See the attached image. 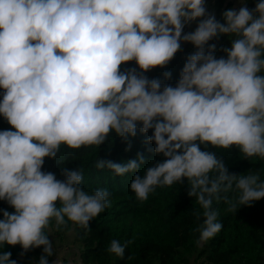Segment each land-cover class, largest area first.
<instances>
[{
  "label": "clouds",
  "instance_id": "clouds-1",
  "mask_svg": "<svg viewBox=\"0 0 264 264\" xmlns=\"http://www.w3.org/2000/svg\"><path fill=\"white\" fill-rule=\"evenodd\" d=\"M238 2L217 20L207 0H0V117L11 126L0 130V201L14 209H0V249L19 245L22 258L42 248L31 264H49V229L91 230L113 194L85 190L84 167L64 164L113 135L130 149V138L151 130L145 143L163 159L143 174L139 152L124 163L98 158L95 168L132 173L129 188L140 202L186 180L202 209L192 211L198 247L223 228L214 202L236 212L264 198L261 170L230 173L209 150L235 148L264 161V0L253 8ZM222 36L230 46L210 43ZM185 43L195 51L174 84L171 71L163 80L147 75L166 68ZM46 159L62 179L43 170ZM132 243L112 239L104 251L124 259ZM11 256L0 250V264H18Z\"/></svg>",
  "mask_w": 264,
  "mask_h": 264
},
{
  "label": "trees",
  "instance_id": "trees-1",
  "mask_svg": "<svg viewBox=\"0 0 264 264\" xmlns=\"http://www.w3.org/2000/svg\"><path fill=\"white\" fill-rule=\"evenodd\" d=\"M247 6L253 8L254 0H248ZM233 0H213V13L217 20H221V14L228 8H233ZM222 22V21H221ZM194 22L189 31L194 30ZM186 32V27H185ZM216 43L217 47L230 46L226 36L220 37ZM182 51L178 52L175 58L164 68H156L147 75L158 77L163 80L162 73L171 71L172 78L169 83H175L187 54L195 51L191 44H187ZM219 57L223 53L217 51ZM2 91V90H0ZM2 98V97H0ZM11 126L0 117V130L10 129ZM151 135L137 132L136 137L130 138L131 148L121 141L119 137H113L100 148H81L68 156L64 166L73 169L83 166L85 169L83 187L87 191L97 188H108L113 194L112 207L99 214L90 221V231L85 235L84 230L72 226L75 233L74 240L79 261L83 264H188V254L199 248L195 244L198 233L192 231L196 226L195 217L192 215L194 209H200L195 198L187 195L188 185L185 180L182 184H175L171 188H157L155 193L149 195L147 201L136 200L135 194L130 191L129 185L133 174L116 176L107 169L98 170L95 168V161L99 159L112 160L116 163H124L134 159L136 154L142 153L145 157V166L140 169L143 174L144 167L150 162L162 160L150 149L154 144L145 143L146 137ZM203 149V146H201ZM128 149V150H126ZM217 151L221 156L230 173L243 174L250 169L261 170L264 179V161L254 159L252 161L240 157L239 151L235 148L225 150L209 149ZM67 153V149L62 148ZM52 171L60 176V166L46 159L44 169ZM213 208L219 210V221L223 228L214 238L201 247L198 264H264V198L254 201L251 206L241 205L236 212H228L227 205L223 202L213 203ZM0 209L13 212L6 202L0 201ZM0 213V219H2ZM65 232L54 234L63 239ZM112 239L123 243L132 239L134 243L125 250V258L109 256L104 249ZM2 251H10L11 258L17 260L18 264H31L33 260L38 261L42 248H36L27 252L24 257L19 253L22 248L19 245H5ZM131 260H127L128 256ZM51 257H49V260Z\"/></svg>",
  "mask_w": 264,
  "mask_h": 264
},
{
  "label": "rangeland",
  "instance_id": "rangeland-1",
  "mask_svg": "<svg viewBox=\"0 0 264 264\" xmlns=\"http://www.w3.org/2000/svg\"><path fill=\"white\" fill-rule=\"evenodd\" d=\"M233 2L234 7L238 9L240 7L238 0H233ZM212 3L213 0H207V9L209 12H213ZM191 26H186V32L190 30ZM182 45L184 49L187 47L186 43ZM49 232L53 240V246L55 249V255L51 257V259L49 260V264H51L53 260L61 258H65L67 261L73 260L74 262H76L78 258L77 255L74 254L76 252V248L74 247L76 245V242L74 240V231L67 232L63 239H60L58 236H56L54 234V231H52L51 229H49ZM200 249L201 247L197 248L194 252L187 255L189 259L188 264H198V254Z\"/></svg>",
  "mask_w": 264,
  "mask_h": 264
},
{
  "label": "built area",
  "instance_id": "built-area-1",
  "mask_svg": "<svg viewBox=\"0 0 264 264\" xmlns=\"http://www.w3.org/2000/svg\"><path fill=\"white\" fill-rule=\"evenodd\" d=\"M60 264H83L81 261H79V259H77L76 262H74L73 260L71 261H67L65 258H61L59 259Z\"/></svg>",
  "mask_w": 264,
  "mask_h": 264
},
{
  "label": "crops",
  "instance_id": "crops-1",
  "mask_svg": "<svg viewBox=\"0 0 264 264\" xmlns=\"http://www.w3.org/2000/svg\"><path fill=\"white\" fill-rule=\"evenodd\" d=\"M209 3V2H208Z\"/></svg>",
  "mask_w": 264,
  "mask_h": 264
}]
</instances>
